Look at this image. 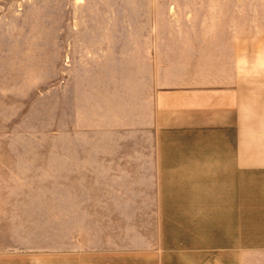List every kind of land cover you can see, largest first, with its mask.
Segmentation results:
<instances>
[{
    "label": "crops",
    "instance_id": "obj_1",
    "mask_svg": "<svg viewBox=\"0 0 264 264\" xmlns=\"http://www.w3.org/2000/svg\"><path fill=\"white\" fill-rule=\"evenodd\" d=\"M188 58L131 87L100 66L91 153L117 175L94 180L91 212L71 194L0 215V264H264V34Z\"/></svg>",
    "mask_w": 264,
    "mask_h": 264
},
{
    "label": "rangeland",
    "instance_id": "obj_2",
    "mask_svg": "<svg viewBox=\"0 0 264 264\" xmlns=\"http://www.w3.org/2000/svg\"><path fill=\"white\" fill-rule=\"evenodd\" d=\"M260 34L264 0H0L3 223L61 203L57 195L78 194L91 212V191H102L94 180L117 175L91 153L101 65L131 87L151 60L186 56L195 72L223 38Z\"/></svg>",
    "mask_w": 264,
    "mask_h": 264
}]
</instances>
